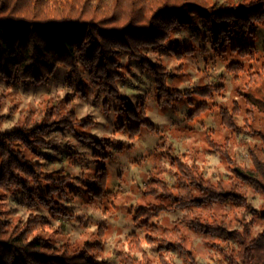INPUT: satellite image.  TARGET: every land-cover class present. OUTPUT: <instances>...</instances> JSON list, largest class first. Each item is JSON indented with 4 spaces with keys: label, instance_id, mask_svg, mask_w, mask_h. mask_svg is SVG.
I'll return each instance as SVG.
<instances>
[{
    "label": "trees",
    "instance_id": "obj_1",
    "mask_svg": "<svg viewBox=\"0 0 264 264\" xmlns=\"http://www.w3.org/2000/svg\"><path fill=\"white\" fill-rule=\"evenodd\" d=\"M101 3L108 7L107 0H101ZM40 4L41 0H0V79L7 85L30 82L38 86L47 83L60 67H64L69 90H74L79 97L86 98L91 93L94 99L101 100L106 113L112 111L124 122L118 128L128 132L130 138L143 128L153 132L156 128L146 119V105L139 103L133 106L119 91L118 81L124 78L121 70L124 53L130 60L138 61L142 69L154 78V94L160 109L174 107L177 101L184 98L188 103L200 97L208 98L220 90V83H213L183 93L175 85H170L171 71L151 62L149 52L156 53L165 48L176 59L182 58L186 50L174 44L177 32L203 24L206 28L203 37H210L211 49L224 61L233 55L258 61L257 55L260 54L250 40L256 37L257 27L264 26V0H229L221 4L218 0H115L110 14L85 18L84 12L72 15L75 12L72 6L68 9L70 14L60 20L38 18ZM97 12H100V6ZM120 18L126 23H120ZM226 69L235 80L241 75L247 77L243 84L248 88L239 92L246 111L240 125L237 121L240 118L239 105L234 106L231 112L221 107V124L261 141L251 150L253 166L241 167L231 156L228 144L208 139L212 150L221 152L222 158L229 164V181L205 182L201 175L192 179L194 187L189 196L157 195L155 202L138 205L132 217L138 227L151 233L145 235L149 244H156L159 251L176 247L184 256L185 264L198 262L192 252L185 249L183 235L178 240L163 238L169 233L177 235L181 227L162 229L153 223L152 218L161 211L189 209L195 212V218L178 221L200 235L216 237L220 243H211L212 251L223 255L229 264H246L252 250L259 254V249L264 248V234H261L259 240L251 241L250 246L244 247L243 252L238 254L228 246L239 244L243 247L249 235L246 222L241 233L230 230L227 221H224L226 212L223 215L209 214L206 219L201 217V210H205L207 205L223 204L236 211L243 208L253 212L255 220L264 221V204L256 210L248 201L249 191L254 187L264 197V125L257 119L264 123V61L254 71L251 65L239 61H230ZM5 98L6 95H0V124ZM201 102L200 107L190 112V119L207 109L205 101L202 99ZM86 122L85 119H77L69 102L58 100L39 111L34 108L22 111L14 129L0 131V189H3L0 191V264H101L95 258V254L102 249L99 241H88L76 248L68 243L57 247L50 237L42 234L29 241L28 235L33 228L49 226L48 218L31 215L20 226L15 225L3 209V201L8 194H22L25 203L32 209L42 208L52 216L73 218L74 215L62 204L74 192L67 187L71 178L57 177L54 172L45 170L43 160L45 149L54 145L50 134L57 128L76 132L83 141L104 154L110 152L113 140L94 139L77 129L89 127L92 123ZM169 159L181 169L186 167L179 157L171 153ZM87 173H93V177L88 178ZM87 173H83L82 177L91 184H82L84 196L90 203L103 200L107 195V171L100 166ZM180 175L185 174L181 172ZM151 183L159 181L153 176L147 182ZM143 194L145 197L149 195L146 192ZM156 232L161 235H155ZM130 238L134 241L137 235L132 234ZM143 257L141 260L135 255L122 253L121 261L124 264H151L146 253ZM260 259L264 260V257Z\"/></svg>",
    "mask_w": 264,
    "mask_h": 264
},
{
    "label": "rangeland",
    "instance_id": "obj_2",
    "mask_svg": "<svg viewBox=\"0 0 264 264\" xmlns=\"http://www.w3.org/2000/svg\"><path fill=\"white\" fill-rule=\"evenodd\" d=\"M224 1L229 0H218L220 4L224 3ZM205 29L206 28L203 26V24H201L195 28H189L175 34L174 44L182 46L186 50L183 52L182 58H180V60L176 59L168 48L159 50L156 53L149 52V57L152 63L163 65L167 71L172 72V76L168 79L170 85H175L177 89L183 93H189L191 90L195 91L197 88L201 89L202 87L206 85L209 86L213 83H220V90L218 92H214L212 96L208 98L200 97L199 99H194L192 103L186 102L187 99L184 98L177 101L174 107L169 109H160L156 104V98L154 94V78L150 73L142 69L138 61L130 60L128 55L125 53L121 58V70L124 73V78L118 81V85L120 88L127 90L125 93H121L133 106L139 103H144L146 105V112H152L155 117L169 119L170 125H160L156 123L155 119L146 115V119L150 121L156 128L154 133L159 134V132L162 130L165 132H172L174 137H185L189 133H192L208 145V148L205 149V151L209 154L214 152L208 142V139H212L217 143L228 144V148L233 158V147H246L249 155L252 158V148L260 145L261 141L255 136H250L242 131L236 132L226 128L221 124L222 120L219 115V110L221 107H224L231 112L234 106L239 105L240 118L237 119V121L240 123V125L243 124L241 119L244 118L246 104L239 92L245 91L248 88V86L245 87L243 84L247 81V77L245 75H241L235 80L233 79V75L229 74L226 67L230 61H239L245 65H251L253 67L252 71L260 67L261 62L264 61V55H262L264 53V26L257 27L255 30L256 37L253 40H250V44L253 45L256 48V51L261 54L257 55L258 61H255L254 59L250 60L248 58L241 59L237 57V55L230 56L224 61L223 58L218 56L211 49L210 37L207 39L203 37ZM183 48H181V51H183ZM221 69H223V71H221ZM66 76V69L64 67H60L56 74L47 83L38 86L33 85L30 82L7 85L6 82L0 79V95H6V98L2 101V106L3 109L5 107L8 109L7 113H4L2 110L3 120L0 124V131H10L14 129V126L19 120L22 111L31 108L39 111L53 101L61 100L63 102L70 103V107L75 109L77 119L81 120V118H78V116L85 107L96 109L97 112H100V114L105 117L106 124L99 125L94 122L95 117L93 115L89 114L84 116L82 119H85V122L87 119V122L92 121V123L89 127L86 126V128L77 127V129H81L79 130L80 132L88 133L91 135V137L98 140L100 138L93 134V129L111 131L113 133L119 132L121 134L129 135L128 132H124L118 128V126L120 124H124V122L121 119H118L114 112L111 111L110 113H106L104 111L101 100L94 99L91 93H89L85 98L76 96L74 94V90H69L66 82ZM256 82H258V80ZM258 83L261 84L262 81L260 80ZM181 85L190 86L182 88ZM249 86L251 85L249 84ZM61 92H63V95H61ZM202 99L205 101L203 103L206 104L207 109H205L193 119H190V112L200 107L202 104ZM17 113L20 114L19 117H17ZM257 119L259 120V123L264 125L260 118ZM262 119L264 121V118ZM193 121H196V124H198L199 127H196V125L192 123ZM4 123H14V126L3 129L2 125ZM205 128L207 131H203ZM144 129L146 128H143L139 132L141 136L144 134ZM50 137L54 140V145L51 148L45 149L46 157L43 160L44 169L54 172L57 177L71 178V182L67 184V187L69 191L74 192L70 193V195L62 201V204L67 209V211L72 213L74 216L73 218L69 219H65L60 216H52L49 211L42 208L32 209L28 207L22 194H8L3 201V209L6 212V215L11 218L15 225L21 226L25 224L31 215H41L47 217L49 220L48 227H52L54 221L61 222V228L56 229L55 232L50 234H42L45 237H50V240L55 246L58 247L67 243L62 239V237L68 231L69 227H71L73 230L83 231L93 226V224H96L98 233L92 234L94 237L97 234H107L109 232L107 225L110 223V220H100L89 214V210L94 207L100 208L105 214L119 212L122 208H124L127 210L128 215L133 217L138 205H131L127 200L121 202L115 199L116 196L123 194L124 186L118 183L119 180L123 179L121 170L115 169L114 171V166L117 163V153L126 156L133 147L131 144L119 140H113L112 150L104 154L103 152L98 151L92 144L83 141L82 138L78 137L77 133L74 131L71 132L64 128H57L50 134ZM242 137L245 139H241ZM246 138L259 141V143L247 144ZM73 141H75V143H73ZM196 151L199 152V149ZM94 155H96V157H94ZM222 159L225 161L228 167L227 172L222 174L220 179H224L226 180L225 182H228L229 180L227 179L231 177V170L229 169V164L227 163L226 159ZM96 160H98V162H95ZM236 163L239 164L237 161ZM251 163L253 165V159L251 160ZM57 165L59 167H57ZM100 166L105 168L108 173L106 183L107 195L101 201L97 200L90 203L89 199L84 196L85 189L82 187V184L85 183L89 186L91 183L83 179L82 174L87 173L90 169H96ZM244 167H248L246 162ZM76 168L81 170L79 174L75 172ZM228 173H230V175ZM87 176L88 178H91L93 177V173H87ZM219 180H216L214 175L211 181L216 183ZM148 181L149 179L146 181V184ZM141 198H146L143 193L141 194ZM259 200H264L260 190L256 187L250 189L248 201L252 209L258 210L257 208L253 207V204ZM148 203L145 205H148ZM12 204H15L17 207L12 208ZM262 206L263 204H261L259 210L262 208ZM185 210L189 211V209ZM21 211L27 214V219L22 216H18V213ZM77 212H81L83 214L76 215ZM225 212L226 217L224 221H227L230 230L239 231V228L244 226L246 217L249 215L252 216V224L264 223L263 220H255L253 212H247L244 210L243 214L237 215L236 210L231 207H226L223 204L207 205L205 210H201V217L206 219L209 214L223 215ZM169 213L173 216L177 215L176 211H171ZM158 216L152 218V222L158 224L162 229L172 228L179 225L181 230H187V232L190 233V235H183L185 238V249L192 252L193 257L196 258L198 264H205V261L200 259V257H202L207 252H211L213 248L211 243L198 244L197 241L201 238L205 239L206 241H214L216 240V237L200 235L196 231L180 223L178 220L165 219L163 225H161L157 222ZM133 223L135 224L134 221ZM140 231H143V228H140L135 224L134 230L129 233V238L132 234L138 236ZM88 241H99L102 246L101 251L95 254V258L105 250L106 245L100 239H89L84 241L82 244L72 247L76 248L82 246ZM229 241L232 242V240ZM128 247L129 250L125 254L134 255L133 253L136 251V248L132 243H129ZM140 251L142 256L143 253H146L149 256L151 264H163L164 262L174 264V262L164 259L165 254L168 252H171L174 255H177L178 258L184 260V256L181 255L180 251L176 247H170L169 249L162 251H159L156 247L147 250L141 249ZM117 255L120 257V264H124L121 261L122 253ZM97 261H99L101 264H109V262L105 260ZM112 264H115V262H112ZM214 264H221V262L214 261Z\"/></svg>",
    "mask_w": 264,
    "mask_h": 264
},
{
    "label": "clouds",
    "instance_id": "obj_3",
    "mask_svg": "<svg viewBox=\"0 0 264 264\" xmlns=\"http://www.w3.org/2000/svg\"><path fill=\"white\" fill-rule=\"evenodd\" d=\"M108 7H104L101 0H41V4L38 8L37 17L42 19H56L69 15L68 9L72 6L75 8V12L72 15H79L81 12L85 13V18H94L104 14H110L111 6L115 4V0H107ZM100 6V12H97V7ZM120 23H126L123 18L119 19ZM223 71V69H221ZM190 85H181V87H188ZM120 92L125 93L127 90L124 88L119 89ZM63 95V92H61ZM230 95V93H229ZM78 103V102H77ZM8 109H3L4 113H7ZM93 115L95 117L94 122L99 125L106 124L105 117L97 112L96 109L91 107H85L79 114L78 118H83L87 115ZM20 116L19 113L16 114ZM145 115L155 119L157 124L170 125V121L167 118L155 117L152 112H146ZM38 119V117H37ZM196 127V121L192 122ZM14 123H4L3 129L11 128ZM207 131V129H203ZM93 134L100 139L119 140L131 144L133 147L127 153L122 155L117 153V163L114 166L115 169H120L123 174V179L118 183L124 186V192L122 195H118L115 199L123 202L128 201L131 205L147 204L148 202H155V196L157 195H170L175 194L181 197H187L192 193L193 185L191 181L193 178H198L201 175L205 182L213 179L215 175L216 180L221 178L222 174L227 172V164L222 159L221 152L214 151L211 154L205 151L208 145L203 140L199 139L195 134L189 133L185 137H174L172 132L160 131L159 134L152 132L150 129H144V134L134 135L131 139L127 134H121L119 132L113 133L111 131H102L99 129H93ZM245 139V138H241ZM247 144L259 143V141L246 138ZM75 143V141H73ZM199 149V152L196 150ZM169 153L172 156L179 157L184 168H179L172 163L169 159ZM232 154L234 159L240 164L241 167L245 166V162L248 167H252L251 156L248 153L246 147H233ZM57 167H59L57 165ZM80 169L76 168L75 172L80 173ZM185 175H180V173ZM230 175V173H228ZM152 176H155L159 183L146 184V181ZM138 186V187H137ZM207 186V184H206ZM3 191V189H0ZM135 191V194H134ZM149 193L146 198H141L142 193ZM261 204H264V200H259L253 204V207L259 209ZM12 208L17 207L15 204L11 205ZM7 210V209H5ZM177 215L173 216L169 212L161 211L157 218V222L163 225L165 219L170 220H184L185 218L193 219L196 216L195 212L188 210H175ZM244 213V209L237 210V215ZM83 213L77 212L76 215H82ZM89 214L100 220H110L107 225L109 232L107 234H97L95 237L92 235L98 233L96 224L87 228L86 230H73L71 227L64 234L62 239L66 241L70 246H76L82 244L89 239H100L106 245L105 250L96 256L97 260L108 261L109 264L115 262L120 264V257L118 253H126L129 250L128 244L132 243L136 248L133 253L136 257L144 259L141 253V249L147 250L156 247V244H149L145 240L146 233L140 231L137 238L134 241H130L129 233L135 228V224L132 221V217L128 215L127 210L122 208L119 212H111L105 214L100 208L94 207L89 210ZM18 216H22L27 219V214L23 211L18 213ZM252 216L246 217L247 226L249 227V235L247 241L243 247L239 244H231L229 249H235L236 253H242L244 247H249L251 241L259 240L261 234H264V223L252 224ZM61 228V222L54 221L52 227H35L28 235V240L31 241L33 237L44 233H53L56 229ZM239 231L244 232V227H240ZM160 236V232L154 233ZM181 235H190L187 230H181L177 235L169 233L164 239L178 240ZM198 244L204 243H220L219 240H205L201 238L197 241ZM89 254H92L91 252ZM151 255V254H149ZM264 257V248L259 249V254L256 250H252V255L247 257L246 264H264V260L260 259ZM164 259L174 264H185L183 259L178 258L171 252L165 254ZM205 264H214V261H219L221 264H228V261L224 260V257L217 251H211L205 253L200 257ZM244 259V257H241Z\"/></svg>",
    "mask_w": 264,
    "mask_h": 264
}]
</instances>
